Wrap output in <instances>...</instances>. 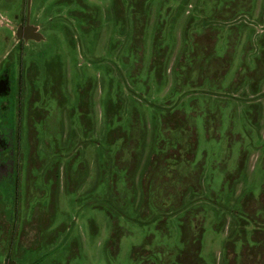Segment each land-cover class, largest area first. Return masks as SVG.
<instances>
[{
    "label": "rangeland",
    "instance_id": "1",
    "mask_svg": "<svg viewBox=\"0 0 264 264\" xmlns=\"http://www.w3.org/2000/svg\"><path fill=\"white\" fill-rule=\"evenodd\" d=\"M28 2L0 0V264H264V0H31L24 42Z\"/></svg>",
    "mask_w": 264,
    "mask_h": 264
},
{
    "label": "water",
    "instance_id": "2",
    "mask_svg": "<svg viewBox=\"0 0 264 264\" xmlns=\"http://www.w3.org/2000/svg\"><path fill=\"white\" fill-rule=\"evenodd\" d=\"M30 1L28 2V16H27V21L25 27L20 26L17 31V39L19 41H41L42 35L38 33V29L30 25ZM9 264H16L14 262H10Z\"/></svg>",
    "mask_w": 264,
    "mask_h": 264
},
{
    "label": "trees",
    "instance_id": "3",
    "mask_svg": "<svg viewBox=\"0 0 264 264\" xmlns=\"http://www.w3.org/2000/svg\"><path fill=\"white\" fill-rule=\"evenodd\" d=\"M172 131H174L175 129H171ZM170 163H171V166L172 165H175V164H179L180 162H179V160L178 159H175V157H171V159H170V161H169ZM173 163V164H172Z\"/></svg>",
    "mask_w": 264,
    "mask_h": 264
},
{
    "label": "crops",
    "instance_id": "4",
    "mask_svg": "<svg viewBox=\"0 0 264 264\" xmlns=\"http://www.w3.org/2000/svg\"><path fill=\"white\" fill-rule=\"evenodd\" d=\"M23 41V40H22ZM25 42V41H24ZM29 42V41H28Z\"/></svg>",
    "mask_w": 264,
    "mask_h": 264
},
{
    "label": "flooded vegetation",
    "instance_id": "5",
    "mask_svg": "<svg viewBox=\"0 0 264 264\" xmlns=\"http://www.w3.org/2000/svg\"><path fill=\"white\" fill-rule=\"evenodd\" d=\"M26 25V24H25ZM25 27V26H24Z\"/></svg>",
    "mask_w": 264,
    "mask_h": 264
}]
</instances>
